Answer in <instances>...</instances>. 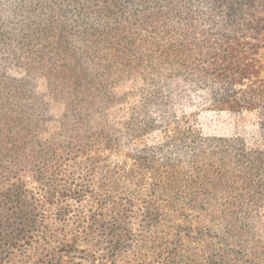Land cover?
I'll return each instance as SVG.
<instances>
[{"label": "trees", "instance_id": "trees-1", "mask_svg": "<svg viewBox=\"0 0 264 264\" xmlns=\"http://www.w3.org/2000/svg\"><path fill=\"white\" fill-rule=\"evenodd\" d=\"M123 1L0 0V186L15 177L17 165L34 156L32 131L43 125L46 111L36 101L38 79H45L51 96L64 105L68 126L83 131L80 136L103 132L98 121L101 103L111 102L116 89L122 97L138 99L132 110L149 115V107L165 104L174 95L162 73L184 77L191 86L210 88L211 105L217 110L257 112L261 149L249 150L240 139L225 140L229 145L220 161L207 170L197 169L214 184V193L201 194L200 203L214 205L210 217L222 225L226 241L241 246L246 236L252 239L248 244L255 242L256 236L240 225L259 223L264 208V61L256 58V44L237 35L255 32L248 9L256 1L213 0L211 5L224 16L186 9L183 0ZM63 5L78 7L68 18ZM200 14L203 19L218 16L216 32L203 26L195 36ZM229 29H234L233 36H227ZM12 67L23 70L22 76L11 75ZM132 127L148 133L155 124L149 115ZM3 189L0 257H15L13 250L28 247L24 259L38 256L33 264H82L69 255L74 251L70 240L59 239L60 234L46 236L45 217L35 212L55 202L60 207L61 198L71 196L45 192L42 199H34V206L20 188L1 193ZM103 221L104 215L93 213L84 231L95 234ZM122 237L114 238L115 243ZM256 248H249L254 260Z\"/></svg>", "mask_w": 264, "mask_h": 264}, {"label": "rangeland", "instance_id": "rangeland-1", "mask_svg": "<svg viewBox=\"0 0 264 264\" xmlns=\"http://www.w3.org/2000/svg\"><path fill=\"white\" fill-rule=\"evenodd\" d=\"M255 1V7L248 9L255 32L240 33L237 38L244 35V40L256 44V58L264 61V0ZM212 2L183 0V6L224 16ZM77 7L61 6L68 18ZM58 11L55 8L53 14ZM201 17L195 36H200L203 26L216 32L218 16ZM233 30L226 31L227 36H233ZM22 72L10 68L16 77ZM162 74L174 95L165 104L149 107L154 130L133 131L132 126L146 122L149 115L140 108L132 110L138 99L122 97L116 89L111 102L101 103L103 113L98 121L103 132L91 130L80 136L83 131L68 126L64 105L51 96L45 79H38L36 101L46 111L43 125L32 131L34 156L27 162L21 159L15 177L0 186L4 188L1 193L20 188L34 206V199H42L45 192L71 196L61 198L60 207L55 202L46 205L45 211L35 212L45 217L46 236L60 234L59 239L70 240L74 251L69 255L82 264H264V208L259 223L240 225L256 236L255 242L248 244L251 237L244 236L247 242L241 246L228 243L222 225L210 217L214 205L200 203L201 194L214 193V184L197 173V169L207 170L220 161L229 145L225 140L240 139L249 150L261 149L257 112L217 110L211 105L210 88ZM9 170L6 177L14 168ZM93 213L104 215L103 228L87 235L83 226ZM120 234L123 237L115 243ZM252 245L257 246L256 261L250 255ZM28 250H13L15 257L3 254L0 264H33L38 256L27 261Z\"/></svg>", "mask_w": 264, "mask_h": 264}]
</instances>
